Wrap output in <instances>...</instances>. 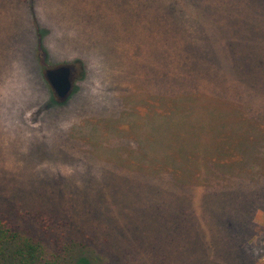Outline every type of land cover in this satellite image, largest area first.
<instances>
[{
	"label": "rangeland",
	"instance_id": "1",
	"mask_svg": "<svg viewBox=\"0 0 264 264\" xmlns=\"http://www.w3.org/2000/svg\"><path fill=\"white\" fill-rule=\"evenodd\" d=\"M177 148L210 188L135 173ZM36 210L100 264H264V0H0V219Z\"/></svg>",
	"mask_w": 264,
	"mask_h": 264
},
{
	"label": "trees",
	"instance_id": "2",
	"mask_svg": "<svg viewBox=\"0 0 264 264\" xmlns=\"http://www.w3.org/2000/svg\"><path fill=\"white\" fill-rule=\"evenodd\" d=\"M182 94L166 95L169 98L166 116H171L174 112H189L192 104H197V98H201L191 93ZM194 150L197 151L177 148L162 155L159 163L136 169L135 173L153 180H163L167 186L181 191L197 186L210 188L206 178L209 173H213V170L210 171L206 161L209 158L208 155L213 153L205 155L210 151L204 150L205 153H201L198 149ZM20 214L25 220L35 223L34 235H30L31 230L23 232L15 230L17 226H12L1 218L0 264H100L97 258L86 251L85 244L80 242V238L91 240L84 233L81 225L80 228H74L60 218L47 219L41 210L25 211Z\"/></svg>",
	"mask_w": 264,
	"mask_h": 264
},
{
	"label": "water",
	"instance_id": "3",
	"mask_svg": "<svg viewBox=\"0 0 264 264\" xmlns=\"http://www.w3.org/2000/svg\"><path fill=\"white\" fill-rule=\"evenodd\" d=\"M44 77L59 101L65 100L73 88L72 66L60 65L46 69Z\"/></svg>",
	"mask_w": 264,
	"mask_h": 264
}]
</instances>
